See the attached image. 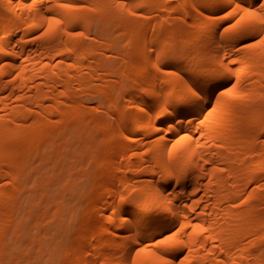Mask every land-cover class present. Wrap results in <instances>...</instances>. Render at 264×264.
<instances>
[{"label": "bare ground", "instance_id": "6f19581e", "mask_svg": "<svg viewBox=\"0 0 264 264\" xmlns=\"http://www.w3.org/2000/svg\"><path fill=\"white\" fill-rule=\"evenodd\" d=\"M236 2L0 0V264L41 263L44 187L99 156L94 234L55 243L57 264H159L153 240L178 229L173 264H264V45L240 46L264 9L239 0L243 31L210 18Z\"/></svg>", "mask_w": 264, "mask_h": 264}, {"label": "rangeland", "instance_id": "374dc122", "mask_svg": "<svg viewBox=\"0 0 264 264\" xmlns=\"http://www.w3.org/2000/svg\"><path fill=\"white\" fill-rule=\"evenodd\" d=\"M187 10L190 9L189 5H187ZM189 17H192L191 13L189 14ZM121 44V43H120ZM126 53L129 52L128 49L125 50ZM115 100L118 104H122L123 103V98L121 95V92L119 89H117L115 91ZM94 102H91V104H94ZM107 112H103L100 111L99 115L103 116L105 118V120L111 124L112 126L115 127V121L113 118V114H112V108H108L106 109ZM103 141L100 143L98 149L101 148ZM100 161V156L97 159H92L89 160L88 163H85L84 166V170L81 172L74 171V173L72 174V177L70 178V183L69 185H65L66 181L69 179L68 178V171L62 173L61 175H58L56 177V180L51 181L49 184H47V182H45L47 184V186L44 187L43 194L45 192V194L42 196V200H43V204L41 205L40 203H38L40 206L39 208H34V212L37 214H33L34 216H36V218L39 217V219H41V225L40 228L41 229H36L34 227L33 224V218H35L33 215V217H28L30 218V220L27 218V220H29V222H27L28 224H30V228L28 227L27 223H25V227L27 226L29 230L26 229V235L30 232L32 234H30L26 239L30 240V238L34 237L33 235L35 233L39 232V235L44 236L43 238V245L40 251V255H41V263L42 264H57L58 259L60 257V253L59 252H54L53 251V247L55 245V243L59 242L61 243L64 248V245H66L67 247H74L75 245H77L78 243L84 241L85 239H89L93 236L94 232L89 229L88 227H85V222L86 220L91 216L90 214L86 213V205H88V203H90L89 200L93 199L94 197H96L98 188L91 186V175H92V169L94 166H96V172L97 174L95 175V177H99V174L101 173L102 169H103V165L101 163H99ZM49 168V167H48ZM73 180V181H72ZM75 183V184H74ZM74 184V186H72ZM47 187V188H46ZM33 196V194L31 195V197ZM35 198H32L33 200H29L30 202L33 201L34 205L36 204L35 200L39 197L34 196ZM35 199V200H34ZM41 200V199H40ZM41 200V201H42ZM37 201V200H36ZM39 201V199H38ZM37 201V202H38ZM58 202L62 203L64 202V204L66 203V207L65 205H63L66 209H65V214H64V219L62 224L59 225V223L57 221H55V224L53 223L52 225H56L55 228H51V224L48 228V224L49 222H53L50 221L48 219H50V214L52 212H54V210L56 209V206L58 204ZM63 204V203H62ZM36 206V205H35ZM38 209V210H35ZM46 209V213H44V210ZM90 212H94L95 210V205H91L89 207ZM38 211V212H36ZM48 215V217H47ZM32 218V219H31ZM35 218V219H36ZM26 220V221H27ZM49 222H48V221ZM35 221V220H34ZM35 223V222H34ZM45 223V224H44ZM36 224V223H35ZM32 225V226H31ZM51 228V229H50ZM92 228V227H91ZM55 229V230H54ZM34 233V234H33ZM25 244H27L25 242ZM28 245V244H27ZM26 245H23V247ZM27 247V246H26ZM30 248V252L34 253L35 252V256H36V252H37V247H30V245L28 246ZM36 249V250H35ZM63 251V249H62ZM61 252V251H60ZM31 254L32 256L34 254ZM62 254V252H61ZM33 258V257H31ZM36 257L33 258L32 263L34 264H38L39 262H37V258ZM24 260H20L18 264H24L25 262H22ZM40 263V264H41Z\"/></svg>", "mask_w": 264, "mask_h": 264}, {"label": "snow or ice", "instance_id": "6c2138e0", "mask_svg": "<svg viewBox=\"0 0 264 264\" xmlns=\"http://www.w3.org/2000/svg\"><path fill=\"white\" fill-rule=\"evenodd\" d=\"M35 0H33V3ZM256 4H259L262 9H264V3L261 2V0H255ZM60 7L63 8H70V7H75L72 5H66L62 4L59 5ZM253 6L252 8H249L246 5H243L242 3L237 0L234 6L225 8L222 11V14L214 17H210L211 19H214L216 21H228V23L221 24L220 27L223 28V31L225 33L228 32H235L237 30L243 31L248 29L254 19L257 16V13L255 12ZM49 22H53L52 18H49ZM260 22L264 24V18H261ZM55 23H60L59 20H56ZM46 34V33H45ZM70 36H82L83 33L81 32H71L68 33ZM39 39V37H36ZM257 45H264V36H260L259 39L252 38L251 40H240V46L245 47V48H253L256 47ZM228 63L235 64L236 61L233 59L231 61H228ZM172 75H175V73H171ZM142 91H147L146 89H142ZM124 197H121V200H123ZM185 227V226H181ZM199 227V226H197ZM179 229L177 230V232ZM177 232H168L167 234L161 235L159 238H155L153 240V245L156 249L160 250L159 252L155 253L157 261L159 264H173V261L169 259L167 256V252L177 246H179L180 241L177 239ZM144 248L141 247L137 250V254L140 252H143Z\"/></svg>", "mask_w": 264, "mask_h": 264}]
</instances>
